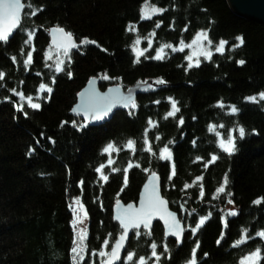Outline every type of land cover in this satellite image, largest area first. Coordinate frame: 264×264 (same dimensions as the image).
Masks as SVG:
<instances>
[{"label": "trees", "instance_id": "16d2710c", "mask_svg": "<svg viewBox=\"0 0 264 264\" xmlns=\"http://www.w3.org/2000/svg\"><path fill=\"white\" fill-rule=\"evenodd\" d=\"M32 3L42 11L26 19L24 34L18 32L8 44L0 43V71L6 74L0 81V264H72L74 216L68 205L76 197L82 199L89 213V254L101 247L108 233L116 238L120 231L112 217L116 200L125 205L138 201L150 175L145 169L159 174L162 195L169 200L172 211L187 218L196 209L189 224L212 213L196 236L186 232L182 244L167 239L171 259L166 254L162 264H186L197 240L199 264H238L242 255L257 246L264 249V240L259 237L238 248L232 247L243 228H248L252 236L264 229V202L253 204L264 196V101L258 97L264 92V25L238 17L229 0H32ZM145 3L168 11L149 20L141 19ZM157 22H162L160 28L155 27ZM129 24L134 27L132 32L128 31ZM56 25L73 32L78 43L83 38L97 42L73 50V62L66 64V69L73 73L71 78L46 66L53 63L44 54L51 44L49 29ZM200 30L209 31L213 57L199 67L189 69L188 53L171 49H166L170 52L162 61L141 57L140 63L134 62L131 45L137 35L142 40L140 47L147 48L149 33L154 31L155 36L150 39L152 48L155 46L157 50L164 43L175 47H179L181 40L190 43ZM27 31L35 33L30 66L23 65L26 53L32 51V46L24 43ZM240 36L244 44L233 48L239 44L236 37ZM220 39L229 42L223 54L215 52ZM156 50L149 49L145 56H154ZM13 56L17 57L16 62L12 61ZM239 60L245 63L240 65ZM104 74L112 79H100ZM53 75L55 84L51 83ZM92 77L97 78L103 91L122 85V91L127 92L141 86L140 81H147L153 88L135 95L137 109L122 108L109 122L91 123L81 131L71 122L79 124L84 118L72 109ZM161 77L167 83L155 85L154 81ZM41 83L53 88L50 99H36L48 95L39 92ZM13 88L23 92V101L10 91ZM29 95L34 102L41 103L39 110L28 106ZM251 95H256L258 102L245 99ZM168 97L178 101L181 111L176 117L165 119L171 110ZM156 100L160 103H154ZM220 101L224 108L217 106ZM21 103L27 117L17 110ZM231 105L239 108L237 114L231 113ZM180 117L185 120L182 127L178 123ZM149 118L156 122V127L148 125ZM64 121L69 123L61 127ZM213 124L225 136L233 127H245L247 134L243 140H237L235 154L229 156L219 148V137L209 131ZM220 124L225 127L220 128ZM145 132L157 156L145 150ZM156 136L160 139L156 140ZM128 139L137 141L135 155L123 147ZM109 142L121 147L118 154L112 153V165H108L109 156L102 151ZM165 145L172 150L173 161L158 158V150ZM213 154L219 159L210 163ZM129 161L140 167L127 171L125 187L124 169ZM102 163L109 176L107 182L100 180L95 171ZM172 163L176 176L169 181ZM113 168L120 171L113 172ZM226 173L229 178L226 191L232 193L234 201L231 205L226 194L213 199ZM197 176H203V180L196 181ZM80 180L84 181L83 189ZM186 183L193 187L184 189ZM201 184L205 192L203 200L199 196ZM181 204L187 211L180 209ZM230 209L238 215L226 217L229 229L218 245L222 218ZM163 240V228L156 225L151 237L133 236L128 249L144 254L150 252V241L162 245ZM84 264H90L88 258Z\"/></svg>", "mask_w": 264, "mask_h": 264}, {"label": "snow or ice", "instance_id": "6c2138e0", "mask_svg": "<svg viewBox=\"0 0 264 264\" xmlns=\"http://www.w3.org/2000/svg\"><path fill=\"white\" fill-rule=\"evenodd\" d=\"M27 9V11H25ZM38 11H42V8H37L32 3V0H0V43L8 44L10 37L13 36V33L19 30L20 34L25 32V21L28 17L35 16ZM142 16L141 19L149 20L155 15H161L168 9L163 7H158L150 3H145L142 7ZM162 22H157L155 27L160 28ZM134 27L132 24H129L128 31L132 32ZM187 31V28L184 29ZM51 34V44L48 47L47 52H45V57L47 61H52L51 64H46L50 69H54L55 73L65 72L69 78L73 76V73L70 70L66 69V64H71L73 50H79L82 45L96 44L95 40H90L88 38H83L80 42H77L73 32L66 30L60 25H56L49 29ZM34 31H27V38L24 40L26 45L32 46V51L26 53V59L23 60L24 66H30L33 64V51L35 47L33 46ZM155 32L149 33L148 45L147 48L140 47L142 40L139 35L134 40V43L131 45L132 51L135 53V63L141 62V57L146 59H155L162 61L166 59L167 53L166 49H171L172 52L184 51L185 48L191 49V54L186 56L188 61L187 67L190 69L193 66H200V57L211 61L213 57V40L210 38L208 30H200L195 38L191 40L190 43H185L183 40L180 41L179 47H175L170 43L162 44L157 50L154 56H145L146 52L152 48V40L150 37H154ZM239 41L238 45H233L232 47H239L244 44V39L242 36L236 37ZM226 39H220L218 45L215 47V52L223 54L225 52L226 45H228ZM105 51H107L105 49ZM13 62H16L17 57L13 56ZM238 63L243 65L244 60H239ZM5 73L0 71V81H3L5 78ZM39 75V73H38ZM102 80H110L111 76L104 74L100 77ZM116 79H120L117 77ZM56 77L55 75L51 78V83L55 84ZM167 81L164 78H157L154 81L155 85H165ZM97 78L92 77L88 81V87L79 93L80 102L72 109L73 113L77 116L84 117V122L77 124L76 121H72V125L77 127L79 130L83 131L88 127L89 124L103 121L109 114L118 106H122L127 109H137L139 105L134 97L133 90L128 89L127 94L122 91V85H118L113 88H109L108 91L101 92L96 87ZM140 85H146L147 89H152L153 85L148 84L147 81H140ZM15 95L19 96L21 101L25 99L23 92H17L16 89H10ZM53 91V88L49 84L41 83L39 85L40 93H47L46 97H37L36 99H50V95ZM259 101H264V92L258 94ZM258 97L256 95H251L245 99L250 102H258ZM168 100L171 103V110L167 112L165 119L168 117H176L177 113L181 111L178 107V101L172 97H168ZM154 103L159 104L160 101L156 100ZM27 104L33 110H39L41 108V103L34 102V98L29 95L27 97ZM220 108H224L225 105L223 101H220L217 105ZM17 110L22 111L24 116L27 117V111L23 109V103L17 105ZM230 110L232 114H237L239 108L236 105H231ZM69 123V121H64L61 127L64 124ZM179 125L182 127L185 124L183 117L179 118ZM148 125L151 127H156V122L151 118L148 120ZM220 128H224L225 125L220 124ZM217 125L213 124L209 127V131L215 132L216 136L219 137L218 146L219 148L229 156L235 154L238 151L237 140H243L247 134L245 127L238 125L233 127L231 131L225 136L222 135L217 130ZM238 133V135H237ZM156 140H159L160 137L156 136ZM55 143V141H52ZM39 143V141H38ZM169 143H173L169 141ZM195 144V140L192 141ZM143 145L145 150L153 156H157V152L153 150L151 142L147 138V132L144 134ZM137 141L135 139H128L123 145L124 148L129 149L133 155L137 151ZM35 151V149H33ZM103 153L108 154L109 159L107 161L108 165H112L114 161L111 159L112 153H119L121 147L117 146L115 142H109L103 148ZM158 158L163 161H173V153L170 147L165 145L164 147L158 150ZM197 159H202L197 157ZM219 157L215 154L211 156L210 163L215 162ZM207 167V164L205 165ZM133 167H140L139 164H133L131 161L128 162L127 168L124 169V186H127L128 176L127 171ZM105 164H100L96 168V172L100 174L99 179L107 182L109 176L104 172ZM113 172L120 171V169L113 168ZM150 173L147 182L143 186L142 193L139 197V202L137 203H127L126 205L121 203L119 199L116 200V213L115 220L119 223L120 231L118 236L113 239L112 233H108L107 237L103 240L102 245L99 249H92L89 254V232L86 227H83L85 221L89 219L88 209L85 207L82 199L76 197L73 202H70L68 207L71 209V212L74 218L71 221V226L74 231L73 246L71 248V261L72 264H84L86 258L89 259L90 264H162V258L167 254V258L171 259L170 249L167 243L169 237H174L177 244H182L184 241L185 233L190 232L194 237L205 225L206 221L209 220L212 216V213L209 212L207 215L199 216L197 221H194L192 224L187 223V218H181L178 216L177 211H172L169 208V200L162 195L161 192V178L159 174L151 169H145ZM176 176V167L175 163L171 164V173L167 177L169 181ZM203 176H197L196 181H202ZM195 183V182H194ZM229 185V178L227 173L223 177L221 185L216 189V193L213 196V199H218L221 194H226L228 196L227 203L234 204V201L231 199L232 193L227 192V187ZM79 186L83 189L84 181H79ZM193 187V184H184V189ZM199 196L203 200L205 196L203 184L200 185ZM264 202V196H261L253 201V204L260 205ZM101 207H103L101 203ZM180 209L185 208L184 204L180 205ZM223 211V210H221ZM193 213H196V209L193 208L188 215L191 216ZM238 212L235 210H229L225 213V218H222L223 230L220 233V237L217 240L219 245L221 241L225 239L226 231L229 229V220L227 216L236 217ZM159 220L163 222L164 228V240L162 245H158L155 241L149 242L150 252L140 254L139 251L133 248H129L125 252V246L129 239V233H133L135 238H140L142 235L151 237L153 233V222ZM256 237L264 240V229L258 230L255 233V236L249 234L248 228L242 229V234L240 238L236 239L232 244V247L238 248L242 245H245L248 241L255 239ZM98 239V238H97ZM111 241V245H110ZM140 247L137 244V249ZM162 247V251H158V248ZM200 249V242L197 240L195 246L192 247L190 258L186 260V264H199L197 258V251ZM122 252L124 256L122 258ZM204 255H207L204 253ZM264 262V249L261 246H257L254 250L247 252L239 258L238 264H262Z\"/></svg>", "mask_w": 264, "mask_h": 264}, {"label": "water", "instance_id": "95a60500", "mask_svg": "<svg viewBox=\"0 0 264 264\" xmlns=\"http://www.w3.org/2000/svg\"><path fill=\"white\" fill-rule=\"evenodd\" d=\"M229 2H230L231 7L234 9L235 13L238 15V17L245 19L247 21H251V22H255V23L264 25V0H229ZM17 32H18V30L13 33V36L10 37L9 41H11L14 38V36L17 34ZM50 38H51V34H50ZM87 87H88V85L85 88H87ZM96 87L99 91H101L98 82L96 84ZM131 89L133 90V94L135 97V95L138 94L140 91H146L147 86L146 87L138 86V87H134ZM101 92H103V91H101ZM124 93L127 94V92H125V91H124ZM79 102H80V98L78 99V103ZM113 112H114V110L103 121H98V122H94V123L103 124V123L108 122L111 119ZM142 190H143V187L140 191V194L142 193ZM161 192H162V181H161ZM140 194H139V197H140ZM138 202H139V198H138L137 204H138ZM169 208H170V206H169ZM115 213H116V207L113 210L112 217H113V220L119 225L118 221L115 220ZM157 224L161 225L163 228V222L159 221V220H155L153 222V228ZM163 231H164V228H163ZM132 238H133V233H129V239H128V242L126 243V246H125V252H126V248H127L128 244L130 243ZM168 239L176 241L174 237H169ZM124 254L125 253L122 252V258L124 256Z\"/></svg>", "mask_w": 264, "mask_h": 264}, {"label": "rangeland", "instance_id": "374dc122", "mask_svg": "<svg viewBox=\"0 0 264 264\" xmlns=\"http://www.w3.org/2000/svg\"><path fill=\"white\" fill-rule=\"evenodd\" d=\"M157 16V15H156ZM195 38V37H194ZM153 43V42H152ZM153 48H154V51L156 50V48L157 47H155V46H153ZM153 48H151V50L153 49ZM186 49V48H185ZM170 51H166V53L168 54ZM178 52H181V51H178ZM182 52H186V53H188V55H190L191 54V49H187V50H185V51H182ZM207 59H205L204 57H200V61L201 62H203V61H206ZM202 64V63H201ZM230 210H232V209H230ZM228 212H229V210H228ZM191 217H192V215L191 216H189L188 215V217H187V223H189L190 222V219H191ZM74 218V217H73ZM88 225H89V219L87 220V221H85L84 222V224L82 225L83 227H86L87 229H88ZM72 231H73V229H72ZM89 233H90V230H89ZM73 234H74V231H73ZM129 245V244H128ZM128 249V246H127V248H126V250Z\"/></svg>", "mask_w": 264, "mask_h": 264}]
</instances>
